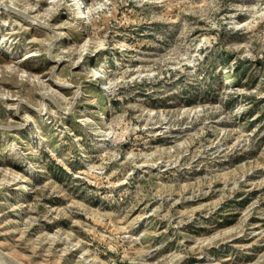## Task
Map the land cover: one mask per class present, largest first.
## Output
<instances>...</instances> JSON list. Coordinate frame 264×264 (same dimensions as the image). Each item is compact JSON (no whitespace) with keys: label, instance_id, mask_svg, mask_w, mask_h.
I'll return each mask as SVG.
<instances>
[{"label":"rangeland","instance_id":"rangeland-1","mask_svg":"<svg viewBox=\"0 0 264 264\" xmlns=\"http://www.w3.org/2000/svg\"><path fill=\"white\" fill-rule=\"evenodd\" d=\"M0 262L264 264V0H0Z\"/></svg>","mask_w":264,"mask_h":264},{"label":"bare ground","instance_id":"bare-ground-1","mask_svg":"<svg viewBox=\"0 0 264 264\" xmlns=\"http://www.w3.org/2000/svg\"><path fill=\"white\" fill-rule=\"evenodd\" d=\"M78 12V11H77ZM80 12V11H79ZM82 13H85V8H84V10H83V12ZM102 74V73H101ZM100 74V75H101ZM24 188H27L26 186H24ZM89 261V260H88ZM1 263V262H0ZM4 264V263H3Z\"/></svg>","mask_w":264,"mask_h":264},{"label":"built area","instance_id":"built-area-1","mask_svg":"<svg viewBox=\"0 0 264 264\" xmlns=\"http://www.w3.org/2000/svg\"><path fill=\"white\" fill-rule=\"evenodd\" d=\"M83 12V11H82Z\"/></svg>","mask_w":264,"mask_h":264}]
</instances>
